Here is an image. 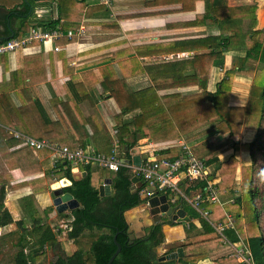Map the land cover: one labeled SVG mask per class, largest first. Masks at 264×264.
Returning <instances> with one entry per match:
<instances>
[{
    "label": "crops",
    "instance_id": "1",
    "mask_svg": "<svg viewBox=\"0 0 264 264\" xmlns=\"http://www.w3.org/2000/svg\"><path fill=\"white\" fill-rule=\"evenodd\" d=\"M110 1L111 6L108 8L100 0H34L31 4L30 23L37 25V22L45 24L57 21L56 26L72 29L83 24L86 26L84 35L69 43L62 39V49L59 51H53L50 43H34L0 55V86L4 88L2 95L4 98L9 95L8 100L3 99L6 105L1 113L4 122L0 119V188L3 189V193L0 192V204L2 209L13 216L11 222L0 227H31L21 199L32 192L40 208L46 210L43 222L50 226L56 238L60 237V230L66 233L70 229L72 219L59 217L58 214L75 208L57 210L53 204L55 196L50 185L66 177L57 178L49 170L53 166L50 150L30 151V148L12 136L13 131L31 136L21 125L25 113L12 111V107L20 106L26 99L29 106H33L32 101L36 99L41 104V111L35 109L34 116L28 117L35 125L32 128L33 134L51 136V140L47 137L42 139L59 145L74 149L93 148L103 154H109L115 147L132 177L135 175L127 165L133 164L123 160L135 155L130 153L134 147L139 149V155L146 154L141 162L157 157L162 149H181L183 145L197 156L206 159L216 156L220 162L234 155L237 160L234 180H240L241 166L249 163L248 153L240 148L235 151L232 142L240 144L250 140L253 134L251 130L240 127L241 130L232 136L209 132V123L198 125L202 121L204 109L198 104L204 103L199 100L193 110H187L186 107H180L183 101L174 96L184 97L204 89L213 92L225 71L231 67L232 58L237 53L244 54L243 50L235 53L237 48L223 51V64L215 65L219 49H214L218 38L215 41L213 37L229 35L230 32L221 30L213 21L204 22L205 0ZM221 2L227 7H233L249 4L252 0ZM12 6V0H0V12ZM17 24L15 21L13 27ZM6 29L13 34L9 22H0V37H6ZM205 37L209 38L207 42L204 41ZM251 81L252 75L247 68L233 75L228 105H246ZM21 89H25L24 95L18 94ZM119 104L131 109L122 115L123 124H131L135 115L141 111L147 112L134 124L141 127L139 130L129 132L117 126L115 117L122 109ZM168 108L174 110L169 111ZM131 128L133 130L134 127ZM226 138L229 140L224 141ZM119 139L126 143L119 146ZM95 168L109 171L97 172L96 177L92 174L97 188L106 178H110L112 183L114 171L91 165L90 173L95 172ZM214 168L215 164L208 166V181L217 183L221 174L220 171L213 173ZM47 170L49 174L45 176ZM70 172L74 180L87 174L83 166H71ZM42 177L43 182L37 181ZM140 182L131 180V186L134 185L136 190ZM111 183L108 195L113 193ZM180 186L181 183V194H185ZM63 192H67L64 187ZM198 192L195 190L191 196H187L192 197ZM146 195L144 189L139 192L143 200L140 203L145 202V205ZM228 196L224 193L219 198L224 202ZM172 199L174 201L168 199L169 205L177 206L181 201L185 215L190 217L188 221L168 224L167 218L161 216L162 223L155 224L149 208L136 210L140 203L122 212L126 224L139 238L144 237L152 225H159L162 242L178 244L167 249L165 254L177 247L182 248L189 231L188 222L196 226L192 227L194 230L200 228L199 219L188 214L179 194L173 195ZM141 216L143 221L138 222ZM20 220L21 225L18 224ZM107 232L106 228H85L73 240L66 237L69 240L66 245L69 255L77 249L88 251L91 242ZM81 238L84 248L79 246ZM240 242L244 244L242 240L234 241ZM158 246L155 247L156 253ZM228 253L229 249L227 251L223 245L196 264L210 263L218 256H228ZM178 259L170 260L180 264Z\"/></svg>",
    "mask_w": 264,
    "mask_h": 264
},
{
    "label": "trees",
    "instance_id": "2",
    "mask_svg": "<svg viewBox=\"0 0 264 264\" xmlns=\"http://www.w3.org/2000/svg\"><path fill=\"white\" fill-rule=\"evenodd\" d=\"M32 2L34 0H19L11 8L0 12V22H9L12 26V37L24 35L31 24H33L29 20ZM254 10V5L227 7L222 4L221 0H205L204 22L213 21L221 30L230 32L229 35L213 37L215 41L218 38V43L215 42L214 49H219L217 52L218 62L215 65L223 64V51L237 48L243 50L244 54H236L232 58L231 67L225 71L223 78L213 92L204 89L200 93L184 97L174 95L180 101H183L182 103L184 104H181L180 107H186L187 110H193L195 103H198L199 100L204 103L198 104L204 107L202 121L198 125L209 123V132L232 136L239 126L253 132L252 138L248 141L240 144L232 142V147L235 151L240 148L246 151L249 156V163L241 166L240 180L238 182L234 180V166L237 162L234 155H231L224 162H220L216 156L206 159L196 155L203 161L207 171L208 166L215 164L213 173L220 171L221 178L219 182L212 183L208 181V173L203 179L193 181L183 179L180 182V187L186 195L191 196L195 190L201 192L202 195L198 206L199 211L183 200L184 208H186L188 214L192 218L199 219L200 228L194 230L192 227L196 226L191 221L188 222V235L182 244L184 255L178 259L180 264H196L200 260L206 259L211 251L223 246L219 235L213 228V224L216 222L225 223L227 215L232 217L233 228H228L224 231L226 237L232 243L242 240L250 252L251 262H239L234 257L218 256L207 264H264V172H262L264 170V29L256 28ZM15 21L18 24L14 28L13 24ZM36 24L43 28H52L56 27L57 21H50L45 24L37 22ZM4 35L6 37H0V42L10 38L9 29L4 30ZM207 38L205 37V42L208 41L209 38ZM245 68L252 75L247 103L245 106H230L228 105V96L233 75L237 72H242ZM24 92L25 89H21L18 94L24 95ZM2 94H4V88L0 86V119L1 122H4L1 116L2 110L6 108L3 99L8 100L9 95L4 98ZM29 95H31V92H29ZM32 105L29 106V102L26 99L20 106L12 107V111L25 113L23 115L24 121H21V125L28 134L38 139L52 138L48 135L33 134L32 128L35 125L30 122L28 117L34 116L35 109L41 111V104L36 99L32 101ZM119 106L122 109L115 117L117 126L129 132L139 130L141 127L134 126V124L141 120L147 112L141 111L133 117L131 124H123L122 115L131 109L125 108L122 104H119ZM168 110L173 111L174 108H168ZM132 126L134 127L133 130ZM227 140L229 139H224V141ZM125 143L126 141L119 139V146H123ZM68 148L74 149L73 147ZM29 150L31 151V149ZM182 153L183 150L180 147H169L160 150L155 159L172 161ZM125 155L127 156L126 153ZM83 167L87 174L78 180L72 178L71 165L69 163L63 164L59 162L55 167L52 166L49 169L57 178L66 177L71 181L70 185L64 187V190L71 193L80 203V206L71 209L69 212L58 214L62 218H72L69 223L70 229L66 231V237L73 240L85 228H106L108 232L95 238L86 252L78 249L74 250L70 255L54 252L49 264H106L116 249L113 241L115 234L121 250L111 264H174V260L158 261L159 256L155 251V247L163 240L161 234L156 236L154 232L149 236L145 235L142 238H135L129 243L128 225L122 212L143 201L139 197V192L147 187V182L137 177L141 184L135 191H131L132 176L126 167L121 166L111 177L113 193L100 197L98 188L92 180V171L90 173L89 170L91 165ZM49 170L45 172V176H48ZM37 181L43 182L44 178H39ZM208 183H212L215 186L219 200V196L224 193L229 195L228 198L224 202L220 200L222 203L209 201L207 199L208 192L206 191ZM0 192L3 193L2 188H0ZM159 192L169 194L164 190H159ZM231 199L232 201H230ZM21 201L31 227H20L21 233L19 234L20 236L16 243L17 249L12 260L13 264H35L44 254L43 246L50 248L57 242V239L50 226L43 222L42 217L45 215L46 210L40 208L34 193L32 192L22 197ZM102 201L104 202L103 205H101ZM1 209L2 205L0 204V226H3L11 222L13 216L7 210ZM200 211H206V216H203ZM18 224L21 225L22 220ZM153 226L156 227L155 231L160 229L159 225ZM82 242L83 239L81 238V245H83Z\"/></svg>",
    "mask_w": 264,
    "mask_h": 264
},
{
    "label": "built area",
    "instance_id": "3",
    "mask_svg": "<svg viewBox=\"0 0 264 264\" xmlns=\"http://www.w3.org/2000/svg\"><path fill=\"white\" fill-rule=\"evenodd\" d=\"M106 7L111 6L110 0H100ZM86 27L83 24L76 28H62L60 26L52 28H42L39 25L29 27L27 32L20 37H11L6 41L0 42V54L14 52L18 49L26 48L35 42L50 43L53 51L62 49L60 41L64 39L66 43L84 35ZM12 136L19 140L22 145L27 146L32 151L36 152L42 149H48L51 152L52 165L55 167L57 163H69L72 167L96 165L100 168H106L111 171H117L121 166H125L119 158L115 147L112 148L109 154H103L93 148H75L70 149L65 145L52 143L47 139H37L32 136L13 131ZM183 153L174 160L155 159L154 157L141 162L138 166L127 165L132 173L140 177L147 186L154 185L158 190H164L169 194L170 200L173 195L179 196L199 211V203L201 201V192H198L192 197L181 194L179 183L183 179L193 181L203 179L207 176V169L201 159L186 146H182ZM145 190V189H144ZM207 199L211 202H220L217 196L216 188L212 183H208L206 188ZM232 201V199L230 200ZM203 216H206V211H200ZM232 217L227 215L225 223L216 222L213 228L220 237V242L228 247V256L234 257L239 262H251L250 252L243 243H232L225 235V230L232 228ZM188 226V225H187ZM46 248V247H45Z\"/></svg>",
    "mask_w": 264,
    "mask_h": 264
},
{
    "label": "water",
    "instance_id": "4",
    "mask_svg": "<svg viewBox=\"0 0 264 264\" xmlns=\"http://www.w3.org/2000/svg\"><path fill=\"white\" fill-rule=\"evenodd\" d=\"M13 34H10L9 37H12ZM139 149L137 147H134V149H130V153H135L131 157V159H124L123 161L125 163H131L133 165L138 166L141 163L142 158L146 156V154L139 155L138 151ZM65 164V163H63ZM84 176V173L81 174ZM133 182H136L138 180L137 176H133L131 178ZM71 181H69L66 178H61L57 181H54L50 188L53 191L54 194V200L53 204L55 205L57 210H65L67 208H74L78 206V201L73 198L72 194L69 192H63V187L70 184ZM110 183L111 179L106 178L103 180V182L98 186V192L100 196L108 195L110 193ZM141 184V182H140ZM140 186V185H139ZM131 190H135V186H131ZM146 191V207L149 208V213L151 214V217L154 221V223H162L161 216H164L167 218L168 224H172L173 222H186L189 220V216L185 215V211L182 209V204L180 201V204L177 206L169 205L168 199L170 196L166 194H160L159 190L154 185H149L145 188ZM118 233V232H117ZM127 233L129 234V243H131L135 238H139L137 234L133 233L130 227L127 228ZM113 241L116 246V249L109 257L106 264H111L113 259L116 257V255L120 252L121 246L116 240V234L113 236ZM183 256V250L181 247L175 248L172 252L167 253L165 255H162L158 258L159 261L163 260H170L174 259L177 261L179 257ZM177 264V262H176Z\"/></svg>",
    "mask_w": 264,
    "mask_h": 264
},
{
    "label": "rangeland",
    "instance_id": "5",
    "mask_svg": "<svg viewBox=\"0 0 264 264\" xmlns=\"http://www.w3.org/2000/svg\"><path fill=\"white\" fill-rule=\"evenodd\" d=\"M18 2H19V0H12L13 5L17 4ZM245 5H247V4H245ZM248 5H254V7H255L254 15H255L256 27L264 29V1L262 0V2L257 3L255 0H252V2L249 3ZM241 51L242 50L237 49L235 51V53L241 52ZM238 55H243V52L239 53ZM256 64H255V66H256ZM255 66H254V68H256ZM240 127H242V126H239L237 131L241 130ZM244 138L245 137H243L242 139H244ZM94 171L95 172H92L94 177H96L95 173H97V172L98 173L109 172L108 170L96 169V168L94 169ZM236 181L238 182L239 180L236 179ZM141 207L146 209L145 202L140 203L138 205V207H136V210H138ZM141 215L143 216L144 214H141ZM142 216L140 218L138 217V219H137L138 222L143 221ZM249 217H251V216H249ZM26 228H29V227H26ZM20 233H21L20 227L19 228H17V227H0V264H13L12 259H13V255L17 249L16 243H17V240L20 236L19 235ZM60 233H61L60 237L56 238L57 242L52 247L49 248L48 246L47 247L43 246V249L45 250L44 254L35 264H49L51 259L53 258L54 252H59V253H64L66 255H69V251H68V249H66L67 241L69 242V240L66 239V233L65 232L62 233V230H60ZM177 245L178 244H165L162 242L157 248V255L161 256L167 252V249H169L170 247L177 246ZM79 246L84 248L82 245H79ZM226 248L228 251L229 248L227 246H226ZM213 256H216V255H213Z\"/></svg>",
    "mask_w": 264,
    "mask_h": 264
},
{
    "label": "flooded vegetation",
    "instance_id": "6",
    "mask_svg": "<svg viewBox=\"0 0 264 264\" xmlns=\"http://www.w3.org/2000/svg\"><path fill=\"white\" fill-rule=\"evenodd\" d=\"M155 228L156 227H154L153 225H152V227H150V230L149 231H147L145 234L146 235H152L154 232H155V235L156 236H159V234H160V229L158 230V231H155ZM130 240V239H129ZM166 261V260H165Z\"/></svg>",
    "mask_w": 264,
    "mask_h": 264
},
{
    "label": "clouds",
    "instance_id": "7",
    "mask_svg": "<svg viewBox=\"0 0 264 264\" xmlns=\"http://www.w3.org/2000/svg\"><path fill=\"white\" fill-rule=\"evenodd\" d=\"M262 172H264V170H262Z\"/></svg>",
    "mask_w": 264,
    "mask_h": 264
}]
</instances>
